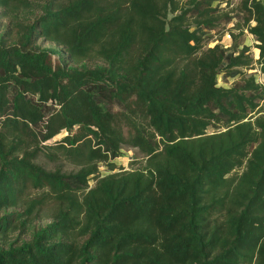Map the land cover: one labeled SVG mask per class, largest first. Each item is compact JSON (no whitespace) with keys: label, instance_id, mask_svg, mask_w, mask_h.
<instances>
[{"label":"trees","instance_id":"trees-1","mask_svg":"<svg viewBox=\"0 0 264 264\" xmlns=\"http://www.w3.org/2000/svg\"><path fill=\"white\" fill-rule=\"evenodd\" d=\"M230 1L0 0V264H264V84L239 40L264 75V0H240L231 48H203ZM124 145L140 165L88 188ZM52 147L81 168L35 163ZM48 204L30 242L1 247Z\"/></svg>","mask_w":264,"mask_h":264},{"label":"rangeland","instance_id":"rangeland-1","mask_svg":"<svg viewBox=\"0 0 264 264\" xmlns=\"http://www.w3.org/2000/svg\"><path fill=\"white\" fill-rule=\"evenodd\" d=\"M239 4H240V0H231L229 6L225 7V10L228 11L229 15L233 17L232 20L226 24H224V22H221V24L217 28L213 30H208L207 32H205L203 39H202L203 48L212 47L215 44H220L225 48H231L232 39L228 32L236 20L240 19L241 21L242 14L240 13ZM222 6L224 7V5ZM33 13L32 14L25 13L24 17L29 16V18H32ZM9 24L10 23H9L8 18L0 17V25L2 27H5ZM243 32L244 33L239 36V40H240L241 45H246L249 47V50L246 52V54L248 56V59L250 60V65L248 66V68H241V71L245 73L246 75H252L255 82L262 86L264 84V75L260 72L259 64L257 63L259 52L257 48L255 47L256 41L249 32H247L246 30H244ZM235 33L238 34V30H235ZM16 41H17L16 38L9 39V42H12V43H15ZM37 45L41 48H51L54 50L59 49V47L56 46L54 43L50 41H45L43 39H39L37 41ZM241 45L239 46V48H241ZM52 59H53L54 64L58 62L57 55H53ZM96 62H98L96 58H90L81 63H70L69 66L75 67V68H82L84 66L91 67ZM234 79L235 77L233 78L223 77V73L218 74L216 78L217 85L223 86V87H229L231 83L234 81ZM141 123H142L143 128L150 130V127L147 126L144 120H142ZM40 125L41 124H38V127ZM33 128L35 127L33 126ZM219 129H222V127H220L218 123L212 122V124L207 128V132L213 133ZM66 134H67V130L64 129L52 139L46 142H43V143L42 142L39 143V146L46 144V143L48 144L54 143L55 141L60 140ZM156 139H158V137H156ZM250 149L251 148H249V150ZM48 152L49 153L51 152L56 156L55 160L52 157L50 159V156L46 155L45 149H43V151L41 150L35 159V163L42 166L48 171L60 170L65 173H71V172H76L77 170L81 168V166L69 162L65 158V156L61 153V151L58 149H55L54 147H52ZM142 156L143 154L137 148L131 147L129 145L122 146V148L119 151V155L117 157H115L114 159H110L106 162L104 161L98 162L97 172L94 174V176H90L87 182L88 188L94 186V184L100 177L108 175L109 173L130 170L131 168L138 167L142 161ZM110 163H112L114 166L110 167ZM243 169H244V166L240 168H236L233 171H231L228 174V176L236 178L241 174ZM41 193H42L41 191L31 190L30 194H32L31 196H36ZM52 209L53 207L51 205L49 204L45 205L43 212L38 219H35L32 222L22 223L19 229H17L13 233H10L7 236L6 238L7 240L5 241L6 244H3V245L1 244V247L4 246V248H7V245H9V246L16 248L22 245L23 243L30 242L33 237V234H35L40 229L44 228L49 222L52 221V218L50 217L52 213ZM14 211L18 212L22 210L20 208L14 207V208H8L4 213H10Z\"/></svg>","mask_w":264,"mask_h":264}]
</instances>
